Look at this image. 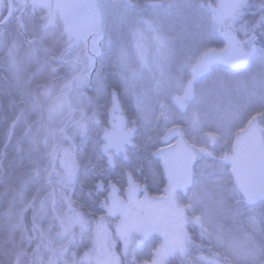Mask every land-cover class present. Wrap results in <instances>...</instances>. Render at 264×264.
Here are the masks:
<instances>
[{
  "label": "rangeland",
  "instance_id": "rangeland-1",
  "mask_svg": "<svg viewBox=\"0 0 264 264\" xmlns=\"http://www.w3.org/2000/svg\"><path fill=\"white\" fill-rule=\"evenodd\" d=\"M68 1L8 0L0 12V63L5 69L0 74L7 76V80L0 79V124L6 127L11 122L12 127L26 106L13 130L16 139L12 143L22 145L23 156L29 153L42 162L35 171L42 175L36 198L27 199L22 176L12 199L17 203L9 206L5 231L19 247L15 264H114L117 260L119 264H178V257L170 258L172 252L181 241L193 239L205 243L214 254L204 264L208 260L221 264L218 259L260 264L264 234L248 221L256 216L264 224V203L251 207L243 201L230 166L222 159L232 154L249 121L256 122L264 139V65L253 59L249 67L237 71L217 66L204 78L194 74L205 52L224 47L221 34L225 30L243 39L237 26L242 0H105L101 9L97 0H91L93 8L83 19L84 6ZM73 9L76 17L71 22L81 19L77 26L84 27L83 44L70 28L64 30L69 31V38L62 33ZM101 10L105 33L97 37ZM9 13L10 22L26 18L32 24L17 32L18 25L13 24L15 32L9 33L2 25ZM248 16L247 20L253 19ZM88 34L92 39L89 49ZM70 40L78 44L67 58L78 59L87 68V79L75 81L71 94L72 104L80 109L78 115L81 111L88 115L78 116L70 126L73 148L61 126L67 125L69 116L68 84L80 76L81 66L69 63L66 78L58 80L54 73L58 65L53 61ZM98 82L103 91H98ZM112 89L119 91L130 125L138 129L139 178L161 181L159 165L148 158L170 130L183 128L199 153L194 185L186 196L154 191L157 198L153 201L133 203L107 218L73 184L87 178L78 172L91 166L82 153H76L94 118L108 112ZM183 104L184 112L178 109ZM105 172L104 179L122 180L120 171ZM69 175L71 182L66 183ZM64 188L66 201L60 196ZM78 191L81 195L74 199L73 192ZM24 212L28 219H23ZM198 216L206 228L203 234ZM190 251V260L205 258L194 244Z\"/></svg>",
  "mask_w": 264,
  "mask_h": 264
},
{
  "label": "water",
  "instance_id": "water-1",
  "mask_svg": "<svg viewBox=\"0 0 264 264\" xmlns=\"http://www.w3.org/2000/svg\"><path fill=\"white\" fill-rule=\"evenodd\" d=\"M3 1L0 0V9ZM223 40L226 43V49L224 51L211 50L205 53L194 68L195 75L205 76L217 64L234 69L243 66H237L239 47L234 35L230 32H225L223 33ZM114 99L119 104L118 95L115 91L112 92V102ZM121 112L119 104L118 113L121 114ZM110 116L111 119L114 118L112 109ZM115 121L116 123L110 121V125L114 128V131L107 134V138L103 137L107 149L105 150V146L102 148L103 154L107 157L108 165L111 167L113 166V160L112 156L108 155V152L113 151L115 155L122 154L126 159L125 146L130 143L129 139L132 138V136L129 138L126 131H124L126 121L124 119H115ZM117 133L120 134L119 139H113V136ZM177 135H179L178 129L171 131L163 139L165 146L157 150L154 157L161 162L163 176L169 187V191L182 190L186 192L194 183V166L197 162V153L183 136L179 135L178 140L174 144H170L172 139ZM223 163L230 166L235 186L247 205L256 206L264 203V201L256 204L246 202V198L264 196V141L254 122H250L246 130L237 137L232 155L225 157ZM125 175L127 178L125 199L126 204H130L139 199L138 197L145 190V187H141L140 184L135 183L128 172ZM108 189L111 192L108 210L110 212L111 208L120 206V199L118 197L120 191L113 184H110ZM147 199L152 200V198L148 197V193L145 192L141 202Z\"/></svg>",
  "mask_w": 264,
  "mask_h": 264
},
{
  "label": "flooded vegetation",
  "instance_id": "flooded-vegetation-1",
  "mask_svg": "<svg viewBox=\"0 0 264 264\" xmlns=\"http://www.w3.org/2000/svg\"><path fill=\"white\" fill-rule=\"evenodd\" d=\"M68 2H77L79 5L82 4L84 6L82 19L85 17L86 18L89 17V13H90L89 11H90V9L93 8V6L91 5V0H69ZM104 3H105V0H97V6L99 7V9H101V7L104 5ZM74 11H75L74 9L70 11V14H69L70 17L69 16L67 17L66 25H62V33L66 38H69V31H64V30H67V28H70L72 31L76 32V34L78 35L79 42L82 43L83 38L85 36L84 34L82 35V31L84 32V30H83L84 27L82 26V24L80 25L81 28H79L77 26V24L79 25L81 23V19L76 21V23L71 22L72 17H76L73 15ZM248 17L246 19H248ZM93 32L95 33V30L92 31V33ZM97 33H98L97 37H99V35L105 33V19H104V12L103 11L101 13L100 20L98 21ZM90 34H88V36L86 38V48L88 47V49L91 47V43H92V39L89 37ZM73 40H70L69 42H67L66 45H64L62 47V51L60 52V55H58V57H56L53 60V61L56 60L55 63L58 65V69H59L58 72H56V71L54 72V73H56L55 75L58 76L57 77L58 80L66 78L67 74L70 71V68L68 67L69 63L81 66V72L79 75L82 74L84 76L86 74V70H87L86 63H84L78 59L67 58V56H69V54H70V51L73 49V46L78 44V42L74 43ZM103 40H105L104 37H103ZM52 42H53V40H52ZM261 42H263V41H261ZM83 43H84V41H83ZM103 43H104V41H103ZM261 44L264 45L263 43H261ZM258 46H259V44H258ZM101 49H102V47H101ZM76 79H77V77H76ZM75 81H78V79L75 80L74 78H72V80L69 81V84H68L69 94L66 96V102L69 103V106L66 105V108L68 110L69 116L66 118L67 120H65L67 125L61 126L63 134H65V136H66L67 142H71L70 140L72 139L71 148H73L74 142H73V138L71 136L72 129L70 126L72 125V127H73L75 125V120L78 116H80V115L83 117L88 116L87 114H85V115L82 114V111H81V114L78 115L80 113V109L72 104L71 94H73L75 92V89H74V82ZM112 90H114V89H112ZM112 90L110 91V107L108 108V112L105 111L104 116L102 115V117L104 119L102 117H97V116L94 118L93 124L90 127L88 134L84 135L83 143L81 146L80 145L78 146V150L76 153L78 155L80 153H82L87 158L89 166H91L89 169H85L84 172L81 171V168H80V171L78 172L79 176L87 177V178H82L80 181L78 179H76L73 182V184L75 186H78L80 192H81V190L84 192V195L87 198V199L85 198V200H88V199L92 200L93 205L94 206L97 205V210L100 211L101 215H103V216H105L106 208L108 207V204L106 206H103V201L105 199H107V196L109 194V192L107 190V186H108L109 182H113L120 189L119 196L121 197L122 201H124V191L126 188V178L124 175V171H129L136 182H139L142 185L146 186L147 191L151 195H156L154 193V191H160V192H162V194H163L164 190L167 192V187H166V185H163L162 181H155V180H152L150 177H147V178L145 177L142 179L139 178V174L137 173L138 163H139V160H138V154L139 153L137 152V150L139 151V148H138V145H137L138 143L136 140L138 129L136 126L130 125V118L127 116V114L125 112L124 106H123L122 101H121V96L119 94V91H117V90H115V91L118 94L119 102L121 104V109H122L123 113L121 116H119L118 114H115V119L124 118L126 121V128H135V133H134V136L132 139V143L136 146L135 147L133 146L130 148L127 147V157L128 158H127L126 162L124 161V159L121 155L113 156V162H114L113 167L107 166V160L102 153V147L104 145L103 137L105 134H107L110 131V113H111V109H112ZM80 92L82 93V90ZM69 95H70V98H69ZM82 95H83V93H82ZM33 99L36 100V96H34ZM40 107H42V105H40ZM178 109L180 111L184 112V111H186V106L184 104H183V107L180 105L178 107ZM25 110H26V106L21 108L22 118L24 116ZM20 117H21V115H20ZM118 117H120V118H118ZM114 123H115V121H114ZM256 126H257V124H256ZM176 128H179L181 131V134L185 136L184 130L182 127H176ZM185 138H186V136H185ZM160 147H162V145ZM148 160L150 163H154L155 165H159V169H160V163L153 157V153L150 155ZM39 164H42V162L40 161ZM77 167H80V166H77ZM140 170H144L142 168V166H140ZM105 171H111V172H113V171L119 172L120 171L123 182H122V180H120V178L115 179V178L111 177L108 179H104L105 174H106ZM160 171H161V169H160ZM86 172H88V173H86ZM145 173L147 174L148 171L147 172L145 171ZM36 174H38V173H36ZM150 174L151 173H148V175H150ZM81 185H84L85 187L82 188ZM86 186H89L90 188H88V189H90V190L86 189ZM80 192L79 191L77 193L73 192L74 193V195H73L74 199L76 198L75 197L76 194L79 193L81 195L82 192L81 193ZM82 196H83V194H82ZM83 199H84V196H83ZM114 211L115 210H113L112 213H114Z\"/></svg>",
  "mask_w": 264,
  "mask_h": 264
},
{
  "label": "trees",
  "instance_id": "trees-1",
  "mask_svg": "<svg viewBox=\"0 0 264 264\" xmlns=\"http://www.w3.org/2000/svg\"><path fill=\"white\" fill-rule=\"evenodd\" d=\"M29 21L30 22H28L26 18L20 20L16 19L14 23L8 22L4 27H7L9 30H11L9 31V33H14L15 31L17 32L18 30L23 31L24 27H25L24 29H27L26 27H28L29 24H32L31 20ZM13 24L18 25L16 26L15 31H13L14 29ZM237 26H239V23H237ZM10 38L13 39L14 36L11 35ZM8 41L11 40H7V42ZM48 43L51 44V41L49 40ZM9 44H12V41ZM50 46H54L53 42ZM57 51L58 50L56 48L53 50V52H57ZM0 69L5 71L4 66L1 63H0ZM0 76L3 77L2 74H0ZM2 77H0L2 81L3 79L7 80L6 75L3 78ZM12 78L13 76L11 77V79ZM2 83L0 84L1 90L3 87ZM3 100H5V98H3ZM28 109L31 112V107H28ZM26 111L27 108L24 111V114ZM20 114H21V109L17 113L15 120ZM0 120H1V114H0ZM20 120H22V114L21 117L18 119V121ZM17 122L14 124V127L13 126L9 127L11 122L9 123V125L7 124L6 127H4L3 123L0 124V264H15L17 258L15 256L18 252L19 247L9 241V239L7 238V234H6L7 232L5 231L6 230L5 227H6V218H8L7 215L9 211V206H15L17 203V201L13 202V200L15 199L14 193L19 189L18 184L21 181V177L23 176L24 178L23 183H27L24 192L27 199H29L30 201L31 200L33 201V199L36 198V195L38 194V192H36V189L39 187L38 179L42 177L41 172H39L37 175L35 174V171L42 165L39 164L40 160L37 162L38 158H35L34 155H31L29 153H27L26 156H23L21 152L22 145L20 143L16 144V142L14 145L12 143L16 139V134L13 130H15L16 128L15 126L18 124ZM35 184L37 187H35ZM65 192H66V188L61 190L60 196L62 199H65L66 201L67 199L63 196V194L65 195ZM82 203H85V201ZM93 208L97 209V205L95 206L93 205ZM29 210L30 209L28 208V212ZM22 217L23 219L29 218V217L26 218L27 216L25 212L24 215H22ZM191 244H194V246L198 249V252L202 253L205 256V258L213 257L214 255L213 252L209 250V248L205 245V243L203 242L198 243L196 242L195 239H193L191 240ZM218 261H220L221 264H230L229 262H224V261L222 262L221 259H218Z\"/></svg>",
  "mask_w": 264,
  "mask_h": 264
},
{
  "label": "snow or ice",
  "instance_id": "snow-or-ice-1",
  "mask_svg": "<svg viewBox=\"0 0 264 264\" xmlns=\"http://www.w3.org/2000/svg\"><path fill=\"white\" fill-rule=\"evenodd\" d=\"M251 15L252 20H247V16ZM239 31L243 34V39L239 41V56L237 59V66L246 65L255 59L257 64L264 65V45L261 41H264V0H242V6L239 13ZM259 44V46H258ZM93 49L95 50V42L93 43ZM78 82L83 83L87 78L82 74L77 77ZM102 82H98V91H103ZM119 111V104L114 99L112 102V112L115 115ZM120 118V117H118ZM14 127V125H13ZM134 128H126V134L129 138L134 134ZM120 134L117 133L113 136V139H119ZM107 138V134H105ZM131 142V139H129ZM135 147L136 145L133 144ZM107 145H105V150ZM71 175L65 178L66 183L71 182ZM264 201V196L256 198H246V202L249 204H256ZM77 218H79V213H76ZM198 222H201L202 234L206 231V228L202 225V217L198 216ZM258 233L264 234V224H261L256 216H250L248 221ZM103 247V242H101ZM191 242L181 241L179 247L172 252L171 257H178V264H204V257H200L199 260H190L189 257L192 256L190 251ZM114 264H119V261H115ZM206 264H214V261H206ZM264 264V261L260 262Z\"/></svg>",
  "mask_w": 264,
  "mask_h": 264
}]
</instances>
